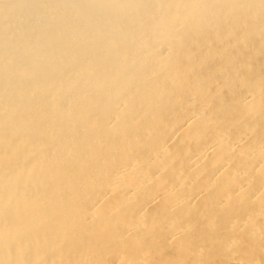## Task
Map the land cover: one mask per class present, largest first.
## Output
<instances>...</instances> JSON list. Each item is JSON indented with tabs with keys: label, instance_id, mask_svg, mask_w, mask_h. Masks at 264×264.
<instances>
[{
	"label": "bare ground",
	"instance_id": "bare-ground-1",
	"mask_svg": "<svg viewBox=\"0 0 264 264\" xmlns=\"http://www.w3.org/2000/svg\"><path fill=\"white\" fill-rule=\"evenodd\" d=\"M0 264H264V0H0Z\"/></svg>",
	"mask_w": 264,
	"mask_h": 264
}]
</instances>
